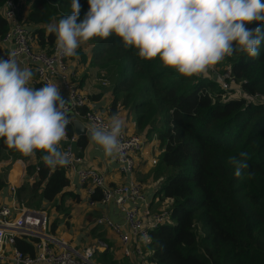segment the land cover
<instances>
[{
    "label": "trees",
    "instance_id": "1",
    "mask_svg": "<svg viewBox=\"0 0 264 264\" xmlns=\"http://www.w3.org/2000/svg\"><path fill=\"white\" fill-rule=\"evenodd\" d=\"M21 3L23 20L30 26L36 46L49 51L56 38L46 31L47 25L71 13V0ZM80 3L83 16L88 5L86 0ZM3 5L4 0H0V57L4 58L1 37L8 29V21ZM84 45L86 48L81 44L77 49L72 63L76 70L79 64L86 63L107 78L111 95L106 115H117L123 109L133 131L141 134L144 141L150 142L152 137L158 140L160 151L144 176L157 181L154 194L165 201L157 212L166 210L168 219L149 226L146 240L138 238L143 257L133 264H264V104L244 95L257 92L264 96V42L258 57L234 52L218 63L222 70L230 68L241 94L224 93L207 74L185 77L163 66L159 58L142 59L136 49H126L115 35L93 38ZM33 72L34 87L43 86L35 69ZM86 76L84 73L76 78L79 86ZM101 94L88 96L99 99ZM89 108L83 104L77 110L83 115ZM73 131L70 123L67 133ZM88 142L89 133L77 135L76 153L81 155ZM241 151L249 154V168L238 178L229 158ZM41 155L37 151L35 156L25 157L0 139V191L7 186L12 162L22 159L25 169L16 189L18 202L36 208L47 204L64 215V197L79 202L81 196L67 189V169L47 167ZM100 194L95 187L90 197L99 199ZM60 221L58 213L49 216L51 233ZM95 224L92 231L105 238L100 227L103 225ZM32 241L16 236L14 245L33 254ZM93 260L131 264L124 253L118 256L109 244L97 248Z\"/></svg>",
    "mask_w": 264,
    "mask_h": 264
},
{
    "label": "clouds",
    "instance_id": "2",
    "mask_svg": "<svg viewBox=\"0 0 264 264\" xmlns=\"http://www.w3.org/2000/svg\"><path fill=\"white\" fill-rule=\"evenodd\" d=\"M71 0V13L49 23L55 34L56 52L74 57L81 44L93 38L119 37L123 46L134 48L145 60L159 58L162 65L185 77L206 75L208 70L234 52L260 55L264 42V0ZM257 26L249 28L248 25ZM13 50L0 57V139L25 157L42 153L50 168L70 162L61 150L70 119L67 102L57 83L32 87L34 72L22 67ZM122 118L113 116L106 126L88 129L91 142L106 157L122 150ZM249 154L230 157L234 175H245ZM252 175V173H248Z\"/></svg>",
    "mask_w": 264,
    "mask_h": 264
},
{
    "label": "built area",
    "instance_id": "3",
    "mask_svg": "<svg viewBox=\"0 0 264 264\" xmlns=\"http://www.w3.org/2000/svg\"><path fill=\"white\" fill-rule=\"evenodd\" d=\"M3 15L8 21V29L1 37L5 47L4 58L10 51H17L16 59L20 62L27 61L37 73L41 83H55L58 80L67 95V111L72 123V116L80 118L90 129L93 125L106 126L111 119L106 118L98 109L91 105L89 94L78 85L77 72L72 59L63 57L56 52V43L48 51L38 48L34 42L31 28L23 20L21 0H4ZM207 76L217 81L224 93L234 91L242 93L239 82L233 76L230 68L222 70L218 64L210 68ZM102 85L109 82L102 74L97 78ZM33 82V81H32ZM253 102L264 104L261 93L244 94ZM87 105L90 108L79 114L77 107ZM122 150L115 159L120 170L131 176L127 182L109 184L104 172L83 163V156L75 151L77 134L73 131L67 133V139L61 141L62 151L68 153L70 162L64 167L68 173L77 177L80 186L85 187L90 195L95 187L101 191L99 199L89 198L92 205L114 203L121 211L122 221L113 220L109 216H101L97 223L105 225L119 239L122 252L130 256L132 238L147 239L149 236L146 218H150L151 225L168 219V212H152L149 199L146 196L141 182L133 178L136 153L144 144V138L136 132H129L124 128L121 136ZM22 160V159H21ZM156 158L152 159L154 163ZM10 203L0 204V262L11 264H94L93 254L97 248L107 247V243L98 240L84 247L68 246V243L49 231V215L44 208H36L18 202L16 189L18 185L11 184ZM23 236L33 239L34 253L23 252L14 245L15 237ZM138 258L142 259V251L138 242L134 245Z\"/></svg>",
    "mask_w": 264,
    "mask_h": 264
},
{
    "label": "crops",
    "instance_id": "4",
    "mask_svg": "<svg viewBox=\"0 0 264 264\" xmlns=\"http://www.w3.org/2000/svg\"><path fill=\"white\" fill-rule=\"evenodd\" d=\"M73 61V60H72ZM22 67H29L33 70L31 64L27 61L20 62L18 61ZM87 66V64H85ZM90 71H84V64H79L77 72L78 78L82 77L85 73L87 76L82 82L80 86L83 88L88 94L102 92L99 99H91V105L94 109H98L106 118L111 119L113 116L106 115V107L110 101V89L109 85H102L101 82L97 79L99 76V70L91 67H87ZM59 84L61 88V92L66 99V92L62 88L61 84L58 80L54 81ZM102 85V86H101ZM34 87V83L31 81V85ZM67 100V99H66ZM117 116L122 118L125 121V129L129 132L133 131V125L130 120L127 119L125 111L122 109L118 112ZM88 133V130L87 132ZM153 145L158 146V140L155 137H152L150 142L145 141L141 149L136 153L135 157V168L133 173V178L141 182L142 187H144V192L149 199L150 209L152 212H157L158 209L163 206V200L159 199V196H155V188L157 181L151 179L150 176L145 177L144 175L151 169L154 165L152 163V159L156 157L158 151H152L151 148ZM62 148V145H60ZM155 153V155L153 154ZM81 156H83V163L92 166L102 172H104L106 180L109 184L112 183H122L127 182L131 179L129 174H126L120 170L119 164L114 158L106 157L103 154V151L91 142L89 138V142L87 146L82 151ZM155 156V157H154ZM19 167L16 169L15 166ZM24 169L25 162L21 159H16L12 162L11 167L7 174V186L0 191V204L2 203H10V183L18 185L21 183L24 177ZM70 177V184L67 189L76 191L80 194L81 200L79 202L72 201L68 197H64V209L65 212L63 215L62 212V220L59 222L56 231L53 233L66 243L68 246L75 247H84L90 243H96L98 240L106 241L107 244L110 245V249L115 251V254L120 256L122 253L123 247L120 243L118 237L105 225L100 226L102 230L105 231V238H99L96 236V231L93 232V227H95V223H97V219L101 216H109L113 220L122 221L121 211L116 207V205L112 202L92 205L89 202L90 195H88L86 188L80 186L77 177L71 173H68ZM16 182V183H15ZM46 204V203H44ZM47 205V204H46ZM45 206V205H44ZM55 213H58L55 211ZM54 215V214H53ZM51 215V217H53ZM55 216V215H54ZM145 224L151 226L152 221L150 218H146ZM106 228V229H104ZM138 241V238H132L130 242V248L133 249V252L130 256H126L128 261L133 264L138 261L137 253L134 250V245ZM142 240H140L141 242ZM101 249V248H99ZM4 263V262H2ZM94 264H105L100 261L93 260Z\"/></svg>",
    "mask_w": 264,
    "mask_h": 264
},
{
    "label": "rangeland",
    "instance_id": "5",
    "mask_svg": "<svg viewBox=\"0 0 264 264\" xmlns=\"http://www.w3.org/2000/svg\"><path fill=\"white\" fill-rule=\"evenodd\" d=\"M82 47L83 48H86V46L84 45V43L82 44ZM70 59H72V57H69ZM81 64H84V71H86V72H88V71H90L87 67H88V65L86 66L85 64L86 63H81ZM80 64V65H81ZM219 66H222L221 64H219ZM97 76H99V73H98V75ZM102 86V85H101ZM153 150L152 151H155V150H157L158 151V146H156V145H153L152 147H151ZM156 152V151H155ZM157 153V152H156ZM154 155H155V153H153ZM158 154V153H157ZM157 154H156V157L155 158H157ZM2 163H0V171L2 170ZM22 182V181H21ZM16 183V182H15ZM10 185H11V183H10ZM20 185V183H18V186ZM44 209L48 212V214H49V216L51 217V215L52 214H54L55 215V210L54 209H50V207H49V205H46V207L44 206ZM163 211V210H162ZM58 216H59V218L62 220V212H60V211H58ZM198 232H200V233H202L203 232V230L199 227V229H198ZM144 253V252H143ZM136 263H138V261H136ZM143 264V263H142Z\"/></svg>",
    "mask_w": 264,
    "mask_h": 264
},
{
    "label": "water",
    "instance_id": "6",
    "mask_svg": "<svg viewBox=\"0 0 264 264\" xmlns=\"http://www.w3.org/2000/svg\"><path fill=\"white\" fill-rule=\"evenodd\" d=\"M66 99H67V96H66ZM71 121H72L74 132L77 135L85 134L87 132L86 124L80 118L76 116H72Z\"/></svg>",
    "mask_w": 264,
    "mask_h": 264
},
{
    "label": "bare ground",
    "instance_id": "7",
    "mask_svg": "<svg viewBox=\"0 0 264 264\" xmlns=\"http://www.w3.org/2000/svg\"><path fill=\"white\" fill-rule=\"evenodd\" d=\"M15 168H16V169H19L18 165H17V166H15Z\"/></svg>",
    "mask_w": 264,
    "mask_h": 264
}]
</instances>
